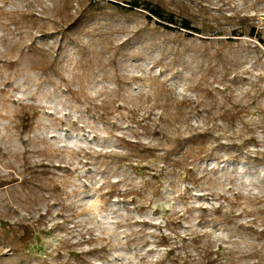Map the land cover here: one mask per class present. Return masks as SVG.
I'll return each mask as SVG.
<instances>
[{
  "label": "rangeland",
  "instance_id": "374dc122",
  "mask_svg": "<svg viewBox=\"0 0 264 264\" xmlns=\"http://www.w3.org/2000/svg\"><path fill=\"white\" fill-rule=\"evenodd\" d=\"M0 264H264V0H0Z\"/></svg>",
  "mask_w": 264,
  "mask_h": 264
},
{
  "label": "trees",
  "instance_id": "16d2710c",
  "mask_svg": "<svg viewBox=\"0 0 264 264\" xmlns=\"http://www.w3.org/2000/svg\"><path fill=\"white\" fill-rule=\"evenodd\" d=\"M154 13H156V12H154ZM182 26L184 28H188V29H191V30H196V28H192L187 21H183Z\"/></svg>",
  "mask_w": 264,
  "mask_h": 264
}]
</instances>
